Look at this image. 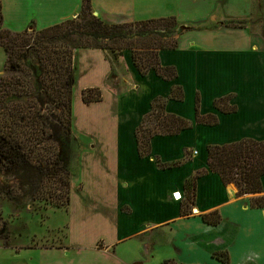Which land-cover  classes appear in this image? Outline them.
Wrapping results in <instances>:
<instances>
[{
	"label": "crops",
	"instance_id": "obj_1",
	"mask_svg": "<svg viewBox=\"0 0 264 264\" xmlns=\"http://www.w3.org/2000/svg\"><path fill=\"white\" fill-rule=\"evenodd\" d=\"M234 1L215 0V7L201 20L204 25L194 27L192 22L176 13L178 0H90L93 16L107 25L175 17L180 25L190 28L178 36L175 50L158 54L161 66L176 69V78L171 82L162 81L153 72L141 77L128 51L119 56L120 72H123L120 76L112 73L110 54L100 50L74 52V75L76 61L80 64L89 61L88 73H81L79 78L88 76L98 63V78H104L103 82L107 78H128L132 83L124 80V84L133 85L119 97L106 88L105 82L102 101L85 108L97 109L106 97L111 105L108 114H104L106 120L97 124L107 132L108 138L101 140L98 146L89 143L88 149L80 152L89 166L91 162L96 165L88 184L92 189L90 199L94 202L85 194L88 190L85 181L80 182L77 177L74 183L76 192L86 197L84 204L91 203L96 208L93 211L100 220L98 224L109 227V238H96L97 242L104 244V248L114 249L136 240L131 260L116 258L119 264H152L153 260L160 264L164 261L201 264L192 259L180 261L175 250L179 246L181 250L197 252L194 258L201 255L212 259L214 253H226L228 264H232L235 257L239 259L238 264H264L258 259L256 241L247 232L251 227L245 224L248 217H257L263 228L264 242V208H250L251 198L264 196V176L259 195L237 197L232 186H224L218 175L210 172L197 179L192 203H188L185 190L186 181L197 171L207 168L209 146L243 139L264 141V36L250 27L225 26L258 16L260 11L264 12V0ZM23 3L22 0L1 1L3 28L19 33L29 24L37 30L51 27L76 17L82 0H30V14L22 16L19 10ZM230 4L233 6L228 8ZM187 22L193 26H186ZM173 86H180L184 97L181 102L166 101L168 114L194 123V99L198 96L200 114L215 115L218 124L213 127L193 124L191 129L175 136L153 137L150 156L139 158L135 129L150 112L151 102L155 98H167ZM228 96L231 98L229 105L235 106L236 112L221 114L214 109L213 102ZM186 152L189 157L179 167L162 170L157 165V162L181 161ZM173 194L181 198L175 201ZM181 204L190 208L186 217L180 216ZM215 211L220 222L216 226L204 224L201 216ZM242 232H245L243 239ZM163 246H172L177 252L175 258L163 256L159 259L156 254ZM262 254L264 256V246ZM112 258L115 257L112 255ZM214 263L222 264L216 259Z\"/></svg>",
	"mask_w": 264,
	"mask_h": 264
},
{
	"label": "trees",
	"instance_id": "obj_2",
	"mask_svg": "<svg viewBox=\"0 0 264 264\" xmlns=\"http://www.w3.org/2000/svg\"><path fill=\"white\" fill-rule=\"evenodd\" d=\"M0 0V48L5 54L4 76L0 77V168L13 169L21 166L40 170L39 183L48 189L36 191L38 201L57 209H67L70 202L69 172L64 169L54 140L58 130L71 134L72 89L75 83L73 56L76 50H100L109 52L117 59L128 51L136 72L145 76L153 72L162 81L176 78V69L160 65L158 54L177 48L183 28L175 17L151 19L122 25H107L93 16L90 0H82L77 16L51 27L37 30L30 28L14 33L3 28ZM229 22L226 27H242L243 23ZM134 30L135 32L134 34ZM132 36H135L132 38ZM135 39V40H134ZM110 58V59H111ZM183 90L173 86L167 98H155L150 112L143 116L134 136L139 158L150 156V140L153 137H169L191 129L193 124L213 127L218 124L213 114L201 115L200 101L194 99V123L165 111L166 101L181 102ZM231 98L215 99L213 107L221 114L236 112L230 106ZM84 105L102 101L100 89L81 91ZM50 107L51 114H45ZM55 111V113H54ZM49 115V116H48ZM153 118V128H146ZM183 160L172 164L157 162L160 169L183 165ZM43 164V169L38 165ZM208 172L218 175L224 186L234 184L236 196L262 194L261 178L264 176V141L243 139L227 145L207 148V168L197 171L185 183L188 203L195 196L196 181ZM44 182V183H43ZM187 203V204H188ZM187 204H181L180 216L190 214ZM251 209L264 208V196L250 200ZM204 224L216 226L220 222L218 212L201 216ZM213 258L228 264L226 253H214Z\"/></svg>",
	"mask_w": 264,
	"mask_h": 264
},
{
	"label": "rangeland",
	"instance_id": "obj_3",
	"mask_svg": "<svg viewBox=\"0 0 264 264\" xmlns=\"http://www.w3.org/2000/svg\"><path fill=\"white\" fill-rule=\"evenodd\" d=\"M22 1L24 3L21 5L19 13L22 16L29 15L30 0ZM234 2L241 3V0H235ZM234 5L236 6L235 3ZM231 6L233 4L228 5V8H231ZM212 7H215V0H195L193 4L191 0H178L176 13L180 18L192 22L194 27H201L204 25L201 20L208 17ZM242 22L234 21L233 23L237 26V23ZM243 24L242 27L255 29L260 35L264 36L263 11H260L259 15L250 21L243 22ZM193 25L187 22L186 26ZM181 26L186 28L183 25ZM32 27L34 26L29 24L23 31L27 30V34H30L32 33L30 29ZM133 32L135 34L137 31L134 30ZM134 37L132 36V38ZM119 58V56L115 60L111 58L113 75H123V72H120L122 67ZM87 62L80 64L76 61L75 83L72 89L71 134L65 136L63 129H59L56 137L53 136L54 140L58 141L56 144L58 159L70 175L71 194L69 206L67 209H57L37 200L36 191L38 189L42 191L48 186L45 184L42 187L39 183V176L36 171H39L40 174L42 171L24 166L13 169L0 168V264H119L116 258H123L126 262L131 260L130 257L136 248L133 245L136 244V240L120 244L114 249L104 248L105 245L97 242L96 238L107 240L110 235L109 227L105 224L104 226L98 224L100 220L93 211L96 208H93L91 203L84 204L86 197H82L74 189L77 177L80 182L85 181L87 183L86 189H88L85 194L89 200L94 202L92 198L90 199L92 189H89L88 184L91 175L95 174L96 165L91 162L89 166L80 152L88 149L87 144L91 143L90 146L95 144L98 146L101 140L105 141L108 138L107 132L101 130L97 124L106 120L104 114H108L111 106L106 97L104 98L105 102L97 109H85L89 108L90 105L82 103L81 91L88 88H97L102 92L103 84L106 82V88L121 97L133 87V85L124 84V80L128 84L132 83L128 78H107L103 82L104 78H98V63L94 65L95 70L91 71L88 76L79 78L81 73H88ZM4 64L5 56L0 48V77L4 76ZM43 109L48 110L45 114H51L50 107L46 106ZM154 124L155 122L151 118L145 127L153 128ZM80 142L84 145L81 146ZM38 166L43 169V164ZM229 185L232 186L235 192L238 191L234 184ZM45 190L48 191V189ZM86 206H90L92 209L90 207L86 208ZM258 220L257 217H248L245 224L251 227V231L247 232L256 241L255 244L259 251L258 259L264 263L262 254L264 246L262 240L263 228ZM244 236L245 232H242L241 239ZM178 248L175 250L179 253L180 261L192 259V261L198 260L201 264H215L213 258H204L201 255L194 258L197 252L186 248L181 250V246ZM175 250L172 246H163L162 251L161 249L158 250L156 255L159 259L163 256L175 258L177 253ZM112 255L115 258H112ZM238 262L239 259L235 257L232 264H238ZM152 264L160 263L153 260ZM162 264L176 263L174 261H164Z\"/></svg>",
	"mask_w": 264,
	"mask_h": 264
},
{
	"label": "bare ground",
	"instance_id": "obj_4",
	"mask_svg": "<svg viewBox=\"0 0 264 264\" xmlns=\"http://www.w3.org/2000/svg\"><path fill=\"white\" fill-rule=\"evenodd\" d=\"M175 198L178 200V199H180L181 197H180L178 194H176Z\"/></svg>",
	"mask_w": 264,
	"mask_h": 264
},
{
	"label": "built area",
	"instance_id": "obj_5",
	"mask_svg": "<svg viewBox=\"0 0 264 264\" xmlns=\"http://www.w3.org/2000/svg\"><path fill=\"white\" fill-rule=\"evenodd\" d=\"M172 198H173V200L178 201V200L175 198V194L172 195Z\"/></svg>",
	"mask_w": 264,
	"mask_h": 264
}]
</instances>
